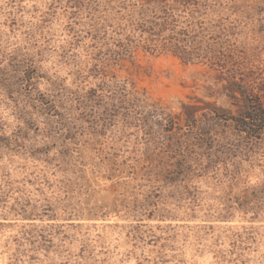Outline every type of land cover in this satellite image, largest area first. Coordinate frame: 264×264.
Returning <instances> with one entry per match:
<instances>
[{
  "label": "rangeland",
  "instance_id": "obj_1",
  "mask_svg": "<svg viewBox=\"0 0 264 264\" xmlns=\"http://www.w3.org/2000/svg\"><path fill=\"white\" fill-rule=\"evenodd\" d=\"M0 264H264V0H0Z\"/></svg>",
  "mask_w": 264,
  "mask_h": 264
}]
</instances>
